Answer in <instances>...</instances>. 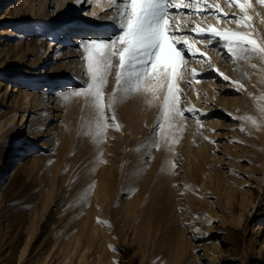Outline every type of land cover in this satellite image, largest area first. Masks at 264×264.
Masks as SVG:
<instances>
[{
	"label": "rangeland",
	"instance_id": "rangeland-1",
	"mask_svg": "<svg viewBox=\"0 0 264 264\" xmlns=\"http://www.w3.org/2000/svg\"><path fill=\"white\" fill-rule=\"evenodd\" d=\"M93 1L81 3L77 15L85 17L88 7L92 13ZM12 5L8 2L0 11V30L11 25L3 18ZM257 7L264 4L249 0V29L226 23L224 13L244 15L228 0H201L200 14L185 9L191 15L180 18L189 28L199 24L253 31V38L264 39L257 30L258 23L264 25ZM118 8L112 0L108 9L80 24L94 25L97 16L116 15ZM74 18H54L52 24L69 21L73 27ZM57 25H52L53 35L60 31ZM6 30H11L10 44L24 39L26 48L38 40L22 24ZM184 31L197 38L198 34ZM205 44L206 39H196L194 44L204 61L182 53L186 67L203 75L188 74L186 80L177 81L184 116L173 122L175 127L161 121L162 98L139 94L107 110L108 116L114 112L120 130L108 127L102 137L97 136L93 110L83 96L75 95L89 79L80 45L74 46V59L81 61L82 70L75 72L77 81L60 88V108L43 104L31 114L38 144L4 166L5 148L16 140L18 130L13 129L12 135L0 123V169L6 168L0 203V264L18 260H28L26 264H262L251 260L258 246L249 238L254 227L264 222V61L236 60L215 41ZM166 61L175 62L174 54L169 53ZM45 68L42 65V72L28 81L48 79ZM217 70L244 88L237 91ZM12 83L8 80L10 88ZM30 83L22 87L32 95L47 92L46 84L35 88ZM114 86L113 75L105 86L106 95ZM90 209L99 227L93 239L78 231L79 221Z\"/></svg>",
	"mask_w": 264,
	"mask_h": 264
},
{
	"label": "snow or ice",
	"instance_id": "snow-or-ice-1",
	"mask_svg": "<svg viewBox=\"0 0 264 264\" xmlns=\"http://www.w3.org/2000/svg\"><path fill=\"white\" fill-rule=\"evenodd\" d=\"M87 0H77L85 3ZM119 5L118 19L114 26L119 29L118 34L104 38L90 36L82 39L80 47L86 53V75L88 81L76 93L83 96L85 103L93 110L96 121V135L102 137L108 127L117 131L121 125L116 122L113 112L106 114L108 109H114L123 99L139 94H149L153 99H161L160 117L167 122L169 128L179 123L184 112L180 110L182 90L177 87V81L185 79L188 74L199 77L195 70H189L188 56L201 61L205 60L203 53L194 47L196 39L204 41L205 46L213 45L214 41L229 54L231 58L249 62L252 59L264 61V39L253 38V31H236L229 28L218 30L209 25L207 28L197 24L189 28L186 20H181L185 9H195L200 14L201 0H114ZM230 6L239 8L243 16L223 14L227 22L235 23L238 27L249 29L247 22L252 18L247 15L249 0H228ZM264 4V0H259ZM212 8L211 4L207 5ZM220 5L216 4V9ZM175 9L173 12L171 10ZM207 14V13H205ZM188 32L198 34L192 39ZM191 41V42H190ZM172 53L175 62L166 61V56ZM185 65V67H181ZM211 67V65H210ZM255 67V65H253ZM218 76L228 82L237 91L244 88L239 82L231 81L230 77L218 72ZM114 75L115 86L110 94L105 93V86L109 77ZM67 91V89H65ZM187 112L196 116V110L187 108ZM200 115H206L201 113ZM113 123L110 125L108 120ZM250 119V117H249ZM176 122V123H173ZM255 123V121H253ZM163 127V123L159 125Z\"/></svg>",
	"mask_w": 264,
	"mask_h": 264
},
{
	"label": "bare ground",
	"instance_id": "bare-ground-1",
	"mask_svg": "<svg viewBox=\"0 0 264 264\" xmlns=\"http://www.w3.org/2000/svg\"><path fill=\"white\" fill-rule=\"evenodd\" d=\"M8 2H13V5L9 12L7 11V16L3 18V22H12L8 28L0 30V123L2 127H8L6 130L12 135L13 129L18 131L15 134L16 140L5 148L2 157L3 166L13 161L15 157H23L38 144V142L35 144L37 130L32 124L35 115L32 116L31 114L36 113L42 108L43 104L49 105L47 108L49 107L52 110L60 108L59 100L62 98L60 88L65 83L77 81L75 80V72H80L82 68L79 65L81 61L74 59L77 56L74 53V46L81 44L82 39L86 38L85 34H88L87 37L99 35L108 38L113 36L114 32L119 31L114 26L118 14L113 16L104 14L100 18L97 16V22L91 26L84 27L80 24L82 19L90 20V17L97 15L100 10L108 9L112 5V0H94L92 13L90 7L86 8L85 17L77 15L81 9V3L78 4L77 0H0V11L7 6ZM51 8H55V11L50 10ZM256 11L264 17V8L257 7ZM73 15L76 16L74 18L76 25L71 27L68 24L69 21L55 23L58 24L57 27L60 31L58 34L53 35L52 25H55L52 24L55 22L53 19L66 20ZM16 24H22L25 29L36 35L37 42L26 48L22 47V44H25L24 39L18 44H10L8 41L9 35L7 34L11 33V30L6 29H10L11 26ZM257 30L264 38V25L261 22L257 24ZM47 40L50 41L47 42ZM46 42L48 47H46ZM12 51L15 53H12ZM12 56L16 59L15 61H12ZM42 65L46 66L43 73H47L48 79L42 80L35 77L32 81H28L31 79L32 74L38 75L42 72V69L39 70ZM23 66L27 68V71L20 72L19 68ZM10 79H13L14 82L11 88L8 86V80ZM27 83L34 85L35 88L46 84L47 92L32 95L31 92L22 87ZM193 97L194 95L192 99ZM72 101V99L68 100V106ZM3 107L5 108L4 111L2 110ZM12 123H15L13 128ZM138 124L139 122L132 121L133 126L136 127ZM56 128L53 127V130L57 132L58 129ZM23 164L26 165L25 162ZM5 169L3 167L0 169V203ZM104 190L101 191V194L104 193ZM95 217L94 210L90 209L78 224V231L83 232L92 239L98 234L99 230L97 223H95ZM249 243L258 246L255 250L256 254L251 257V260L255 259V261L264 264V222L254 227ZM27 262L28 260H18L17 264H26Z\"/></svg>",
	"mask_w": 264,
	"mask_h": 264
}]
</instances>
